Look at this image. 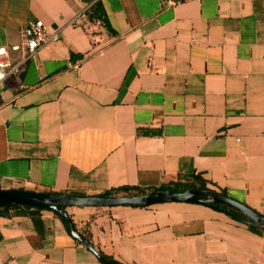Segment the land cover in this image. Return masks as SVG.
Here are the masks:
<instances>
[{
  "label": "crops",
  "instance_id": "obj_1",
  "mask_svg": "<svg viewBox=\"0 0 264 264\" xmlns=\"http://www.w3.org/2000/svg\"><path fill=\"white\" fill-rule=\"evenodd\" d=\"M96 1L109 28L87 15ZM39 20L59 40L0 92V190L101 196L200 175L264 216V0H0V46ZM66 212L122 264H264V230L209 206ZM0 264L102 263L57 213L21 207L0 216Z\"/></svg>",
  "mask_w": 264,
  "mask_h": 264
},
{
  "label": "water",
  "instance_id": "obj_2",
  "mask_svg": "<svg viewBox=\"0 0 264 264\" xmlns=\"http://www.w3.org/2000/svg\"><path fill=\"white\" fill-rule=\"evenodd\" d=\"M162 203H187L207 206L211 203L230 206L241 212L248 220L249 225H255L264 229V216L253 211L243 203H240L227 195L210 190L188 189L177 192L171 190L154 189L146 195L135 197H113L107 198L101 196H77L67 194H44L26 190H0V209L8 208L11 210L17 207H31L41 210H50L60 216L70 220L67 214V208H112L118 206H151ZM70 235L85 245L101 261L102 264H122L113 260L104 259L93 245L82 236L71 223L68 227Z\"/></svg>",
  "mask_w": 264,
  "mask_h": 264
},
{
  "label": "trees",
  "instance_id": "obj_3",
  "mask_svg": "<svg viewBox=\"0 0 264 264\" xmlns=\"http://www.w3.org/2000/svg\"><path fill=\"white\" fill-rule=\"evenodd\" d=\"M87 3H93L95 0H85ZM89 19L92 22H102L106 28H109V24L107 23V18L103 9V6L101 4L100 1H96L94 3V5L92 6V9L90 11H88L87 13ZM162 190H171V191H177V192H182V191H186L188 189H202V190H210L213 191L212 189H210L208 187V182L206 180H204L200 175H194L192 177V180L189 182H185V183H176L173 185H167L164 186L162 188H160ZM149 192V190H145L142 188H121V189H117V190H112L109 192H106L105 194H103V197H107V198H113V197H135V196H141V195H146ZM223 194L226 195L225 192H221ZM207 206L226 213L227 215H229L232 219L239 221L241 223H245L249 225V220L238 210L230 207V206H226V205H222V204H216V203H211L208 204ZM22 206H19L17 208H21ZM136 207H144V206H136ZM26 208H31V207H26ZM64 210H66L64 208ZM10 212V209L8 208H3L0 209V216L1 215H6ZM60 216V215H59ZM62 221L64 222V224L69 227L70 223L72 225V227H75V224L73 223L72 219L70 218V220L66 219L63 216H60ZM250 229L253 230L254 232H258L260 230H264L262 228H259L255 225H249ZM77 230V229H76ZM82 236H84L86 238V240L91 243V239L88 235L80 233ZM99 254L106 260H111L109 257L105 256L103 253L99 252Z\"/></svg>",
  "mask_w": 264,
  "mask_h": 264
},
{
  "label": "built area",
  "instance_id": "obj_4",
  "mask_svg": "<svg viewBox=\"0 0 264 264\" xmlns=\"http://www.w3.org/2000/svg\"><path fill=\"white\" fill-rule=\"evenodd\" d=\"M187 0H164L168 6H174ZM59 40V32L50 33L43 21L30 22L24 30L22 44L0 46V92L5 88L8 77L21 75V66L35 56L42 48ZM11 52L23 54L18 62L11 60Z\"/></svg>",
  "mask_w": 264,
  "mask_h": 264
},
{
  "label": "rangeland",
  "instance_id": "obj_5",
  "mask_svg": "<svg viewBox=\"0 0 264 264\" xmlns=\"http://www.w3.org/2000/svg\"><path fill=\"white\" fill-rule=\"evenodd\" d=\"M7 47H8V48H11V46H7ZM11 54H14V53H13V52H11ZM11 54H10V55H11Z\"/></svg>",
  "mask_w": 264,
  "mask_h": 264
}]
</instances>
